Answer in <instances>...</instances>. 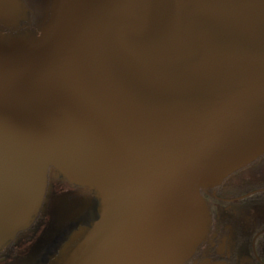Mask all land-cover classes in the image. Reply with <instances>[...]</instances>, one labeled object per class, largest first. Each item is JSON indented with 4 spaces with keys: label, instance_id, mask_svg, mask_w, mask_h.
Instances as JSON below:
<instances>
[{
    "label": "water",
    "instance_id": "1",
    "mask_svg": "<svg viewBox=\"0 0 264 264\" xmlns=\"http://www.w3.org/2000/svg\"><path fill=\"white\" fill-rule=\"evenodd\" d=\"M42 7L22 32L25 2L0 0V250L51 170L99 209L40 264H182L210 222L200 189L264 152V0Z\"/></svg>",
    "mask_w": 264,
    "mask_h": 264
},
{
    "label": "flooded vegetation",
    "instance_id": "2",
    "mask_svg": "<svg viewBox=\"0 0 264 264\" xmlns=\"http://www.w3.org/2000/svg\"><path fill=\"white\" fill-rule=\"evenodd\" d=\"M23 1L29 9L21 26L26 32L41 19L43 7L42 0ZM200 194L210 222L182 264H264V152ZM98 209L94 192L48 170L36 216L0 250V264L45 262L73 229L91 224Z\"/></svg>",
    "mask_w": 264,
    "mask_h": 264
}]
</instances>
